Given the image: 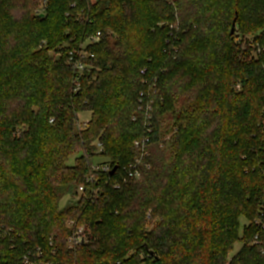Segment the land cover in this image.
I'll list each match as a JSON object with an SVG mask.
<instances>
[{
    "label": "trees",
    "instance_id": "obj_1",
    "mask_svg": "<svg viewBox=\"0 0 264 264\" xmlns=\"http://www.w3.org/2000/svg\"><path fill=\"white\" fill-rule=\"evenodd\" d=\"M45 2L33 15V0H0V264L39 252L51 264H264L255 223L264 210V52L237 56L245 35L264 49V0ZM98 31L74 92L66 48ZM154 79L161 96H147L155 114L145 127L132 118ZM178 81L189 96L180 112L170 87ZM137 137L150 138L151 169L124 187ZM162 145L170 159L152 151ZM100 152L118 170L97 175L91 201L77 192ZM67 195L75 200L61 208ZM69 221L88 235L75 251Z\"/></svg>",
    "mask_w": 264,
    "mask_h": 264
},
{
    "label": "built area",
    "instance_id": "obj_2",
    "mask_svg": "<svg viewBox=\"0 0 264 264\" xmlns=\"http://www.w3.org/2000/svg\"><path fill=\"white\" fill-rule=\"evenodd\" d=\"M74 5L75 4H73V6ZM109 35H111V33H108V36ZM103 37V32L98 31L88 36L83 42L66 48L67 64L74 73V92H79L82 89V79L86 76L88 70L91 69L89 62L94 58V55L90 52V46L99 43ZM154 82L152 83L156 84L157 79H154ZM144 83L149 84V82L146 80ZM147 96L148 94L146 91L140 93L138 112L142 114L148 112L147 121H149L151 119L150 111L153 109V100H148ZM50 122L53 123L54 120L52 119ZM79 129H81L80 126ZM134 146L138 151V155L135 157L132 163L124 168V176L122 178L123 182L140 181L143 178V173L146 170L151 169V164L148 162L150 157V138L143 137L142 139L135 141ZM97 147L100 151L103 150V145L101 143H99ZM112 170V166L109 163H94L86 177L85 184H82L78 188V196L80 197L90 191L91 201L96 200L99 192L101 191L99 187L95 186L98 181L97 175L110 174ZM116 187L118 188L119 185L117 184ZM255 223L257 226H259V228L264 229V210L261 212V216L255 220ZM67 225L72 230V235L67 241L68 248L75 251L79 246L85 244L88 241V235L85 227L77 226L76 222L74 221H69ZM252 242L255 245L260 244L259 235H256ZM40 256V252L38 253L37 257H34L33 259L31 256L27 255L23 258V264H51L49 262H40Z\"/></svg>",
    "mask_w": 264,
    "mask_h": 264
},
{
    "label": "rangeland",
    "instance_id": "obj_3",
    "mask_svg": "<svg viewBox=\"0 0 264 264\" xmlns=\"http://www.w3.org/2000/svg\"><path fill=\"white\" fill-rule=\"evenodd\" d=\"M30 0H21L22 3V7H25V4H27ZM186 3H188L189 1L192 3V0H185ZM33 4H34V8L32 10L33 15H38L40 13H45V9H46V2L45 0H33ZM23 12V11H22ZM76 18H78V16H76ZM174 25V24H173ZM179 22L176 23V25L179 27ZM62 33H68L67 29L62 30ZM254 37L251 35H245L242 36V38H240L238 40V43L240 44V49H241V53L239 55H237L239 58H242L243 56H245L247 59H251L254 56H259L262 52H264L263 48H260V46H257V43L254 42ZM249 43V45H248ZM48 46V41L47 40H43L41 42V49H44ZM59 48V46L57 47H53L51 48V50L49 51V54L51 56L55 55L56 50ZM249 55V56H248ZM185 82H179L176 83L175 85H171L170 87H172L173 91V110H176L177 112H180L183 108V105L185 103V101L189 98L188 95H186L187 92H185V90L183 89ZM157 84V83H156ZM152 84L150 85L148 88H146V92L149 95V93L151 92V94H154L157 96V101H159L161 93H160V87L158 86V84ZM181 85V87L178 86ZM162 100V99H161ZM138 106H139V100H138ZM138 106H137V112L136 114H134L133 116V121H139L140 119L144 122L145 127L148 125L147 122V117H148V112H145V114L142 113H138ZM154 106H156L155 102H154ZM149 110V108H148ZM150 114L152 117H154L155 114V107L152 109V111H150ZM90 113H85L82 112L78 115V119L80 123H84V122H88L90 120ZM173 123V117L171 116V114L169 113V115H167V117L164 118L163 123H162V131L164 132H168L170 131V128L172 126ZM171 134H166L165 137V141H169V139L171 138L170 136ZM143 137H137V139H135V141L142 139ZM134 141V142H135ZM160 146V145H159ZM162 150V151H158V150ZM159 149H157V147H153L152 151L156 154L158 152L164 153L165 157L167 159H170L169 155H170V151L169 150H165L163 145L161 147H159ZM101 152L99 153V156L94 160L95 163H101V162H107L109 161L107 157H102V155H100ZM73 160L74 157L69 161V164H73ZM124 187L129 186V185H133V184H140V181H128V182H123ZM79 198V197H78ZM70 200H75V198H73L70 195H67L61 202V208H63L68 201ZM161 221V219L159 218H155L152 220H149L148 223L146 224V230L147 231H152L155 226L157 225V223H159ZM248 224V221H246L245 219H241V225H240V233H242V231L244 230V227ZM86 226V225H85ZM243 247V243H238L235 245V249L234 251L229 255L228 257V262L231 261L233 259V257L239 253V251L242 249Z\"/></svg>",
    "mask_w": 264,
    "mask_h": 264
},
{
    "label": "water",
    "instance_id": "obj_4",
    "mask_svg": "<svg viewBox=\"0 0 264 264\" xmlns=\"http://www.w3.org/2000/svg\"><path fill=\"white\" fill-rule=\"evenodd\" d=\"M236 23H237V18L234 20L233 25H232V30H231V35H233L236 31ZM118 170V167H114L113 170L110 172V175L113 176Z\"/></svg>",
    "mask_w": 264,
    "mask_h": 264
}]
</instances>
